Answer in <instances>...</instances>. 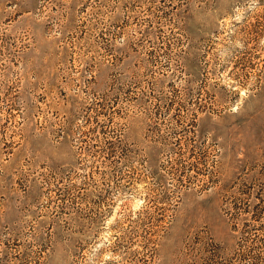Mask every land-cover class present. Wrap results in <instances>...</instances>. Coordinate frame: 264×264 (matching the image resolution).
Here are the masks:
<instances>
[{
	"label": "rangeland",
	"instance_id": "rangeland-1",
	"mask_svg": "<svg viewBox=\"0 0 264 264\" xmlns=\"http://www.w3.org/2000/svg\"><path fill=\"white\" fill-rule=\"evenodd\" d=\"M0 264H264V0H0Z\"/></svg>",
	"mask_w": 264,
	"mask_h": 264
}]
</instances>
